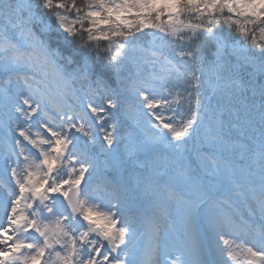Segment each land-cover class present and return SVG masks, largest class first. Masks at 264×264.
I'll list each match as a JSON object with an SVG mask.
<instances>
[{
  "label": "snow or ice",
  "instance_id": "6c2138e0",
  "mask_svg": "<svg viewBox=\"0 0 264 264\" xmlns=\"http://www.w3.org/2000/svg\"><path fill=\"white\" fill-rule=\"evenodd\" d=\"M0 76V264H264V0H0Z\"/></svg>",
  "mask_w": 264,
  "mask_h": 264
},
{
  "label": "rangeland",
  "instance_id": "374dc122",
  "mask_svg": "<svg viewBox=\"0 0 264 264\" xmlns=\"http://www.w3.org/2000/svg\"><path fill=\"white\" fill-rule=\"evenodd\" d=\"M0 86H1V82H0ZM132 121V120H131ZM133 123V122H132ZM134 127V124H133ZM0 145L2 146V143L0 142ZM2 153V152H1ZM110 178L108 175V170L102 169L100 174L96 177L95 181H94V185H100L102 186L104 181L106 179ZM0 179H3L2 177H0ZM135 207H133V212L135 213H143L146 208L147 205L144 204L139 198H134L133 200ZM258 219V217H256ZM147 241H145L146 243Z\"/></svg>",
  "mask_w": 264,
  "mask_h": 264
},
{
  "label": "trees",
  "instance_id": "16d2710c",
  "mask_svg": "<svg viewBox=\"0 0 264 264\" xmlns=\"http://www.w3.org/2000/svg\"><path fill=\"white\" fill-rule=\"evenodd\" d=\"M81 2V0H78V3H80ZM134 70V69H133ZM126 119V123H125V125H124V127L122 128V133H124V134H126L127 133V131L129 130V123H128V121H127V118H125Z\"/></svg>",
  "mask_w": 264,
  "mask_h": 264
}]
</instances>
